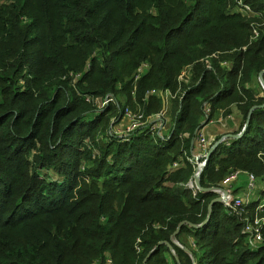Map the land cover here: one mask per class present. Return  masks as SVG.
Wrapping results in <instances>:
<instances>
[{"label":"trees","instance_id":"1","mask_svg":"<svg viewBox=\"0 0 264 264\" xmlns=\"http://www.w3.org/2000/svg\"><path fill=\"white\" fill-rule=\"evenodd\" d=\"M245 1L251 14L236 0H0V264H264L247 214L188 185L207 108L229 103L250 122L201 187L264 169V88L246 85L264 73V29L253 41L247 20H264V0ZM179 88L169 134H113L130 102L148 119L164 109L152 91ZM120 92L124 106L98 108Z\"/></svg>","mask_w":264,"mask_h":264},{"label":"rangeland","instance_id":"2","mask_svg":"<svg viewBox=\"0 0 264 264\" xmlns=\"http://www.w3.org/2000/svg\"><path fill=\"white\" fill-rule=\"evenodd\" d=\"M247 20L251 23L252 26H254V30L252 29L253 41H257V38L259 36L258 29H264V20H262L261 17H257L255 15L247 16ZM235 54V51L230 52H224L220 53L219 56L223 60L224 67L231 66V62H233ZM147 67V65H145ZM193 69L192 65H187L182 69L181 74L177 77V80L181 83L190 84L192 80V76L188 75L189 70ZM231 70V69H230ZM180 84V87L182 86ZM248 87L255 88V86H258L260 88H263V84L261 82L260 76L258 78H255V80L252 83L246 84ZM181 92V88H179L177 91L172 92L171 90H167L164 93V96H162L161 92L159 91H152L153 94H158L162 97L163 103L165 105V109H163L160 112L152 113L151 116H149L148 119L142 120V115L144 114V110L139 105H135L134 102H130V104L127 106L128 108L125 109V112L128 110V114H132L133 116H137L140 121H143L145 123L142 124V129H146L149 126V123H153L155 125V128L160 127L162 129V134L166 135L169 134V131L172 126L171 121V107H172V101L174 97ZM132 97L135 98V95ZM96 101L99 102L98 108L105 110L106 107L113 102L120 101L122 106H124L126 103L129 102V98L127 93L120 92L116 96H111L110 98L102 99L99 98ZM214 112V111H213ZM211 111V108H208L207 110V118L209 119L210 113H213ZM141 118H140V116ZM133 117L131 120L127 116H123L122 122L118 125L111 126V130L114 135H125L128 133H125L127 130L128 125L130 122H133ZM207 121V119H206ZM250 122L248 120L247 122L243 123V115L241 111L238 109V103H229L223 108L217 109L213 113V117L211 121L208 124H204V128L201 130L202 137L204 138L203 141H198V152L196 156L200 157V159L194 160L193 162L196 164V171L194 176L189 182V187L192 189H199L196 182V177L199 175L200 170L204 165L206 166L209 158L208 154L210 152H214L219 146L221 145H230L231 141L229 139L231 138L229 135H238L240 134L247 123ZM207 123V122H206ZM147 125V126H146ZM146 126V127H145ZM138 128V129H141ZM153 127H151L152 129ZM136 129V130H138ZM148 130V129H147ZM135 131V130H134ZM201 150H205L204 153L200 154ZM211 153V154H212ZM235 176V178L229 179ZM254 178L255 180V188L253 191H250L249 189V181L251 178ZM214 193H217L218 197H222V202L226 203V200L233 199L234 201L240 200L244 205H248L249 209H253L251 211V214L253 215V220L249 221V216L251 215L247 211L246 208H240V213H246L244 214L243 219L249 223H251L250 227H246V232L248 233V241L250 242L251 246L258 247L261 245V242L264 240V231L261 221L264 219V207H261L260 205L264 201V169H255V170H244V169H235L232 173L226 175L224 179L219 180L218 186L213 187ZM224 191L228 192V197L224 195ZM251 197V201L249 199ZM225 205V204H224ZM226 206V205H225ZM227 207V206H226ZM262 230V239H257V232ZM179 245L183 247H193L195 246V238L190 237L186 234L181 235L179 240L177 241ZM112 264V262H111Z\"/></svg>","mask_w":264,"mask_h":264},{"label":"built area","instance_id":"3","mask_svg":"<svg viewBox=\"0 0 264 264\" xmlns=\"http://www.w3.org/2000/svg\"><path fill=\"white\" fill-rule=\"evenodd\" d=\"M236 11H240V12H242L243 14H251L252 13V8H251V6L250 5H248L247 4V2L245 1V0H236V5H235V8H234ZM140 71H142V69H140ZM207 110H208V108H207ZM129 112H128V110L125 112V116H127L128 118H129V120H131V118L133 117V119H134V121L133 122H130V124L128 125V127H127V130H126V132L125 133H131L132 131H134V130H136V129H138V128H141L142 127V124L143 123H145V122H143V121H140L139 119H138V117L136 116H133L131 113L130 114H128ZM140 116V115H139ZM140 118H141V116H140ZM142 120H143V115H142ZM155 128V127H154ZM128 134H125L124 136H127ZM202 132L200 133V135H199V138H198V140H199V142L200 141H205L204 140V138L202 137ZM205 152V150H201V152H200V154H202V153H204ZM197 154V153H196ZM196 154H193L192 156H190L189 157V160L196 166V164L193 162L194 160H197V156H196ZM194 159V160H193ZM179 166V164L178 163H175L174 164V167H178ZM233 178H235V176H232L230 179H229V181L231 180V179H233ZM255 180H254V178L252 177L251 179H250V181H249V189H250V191H253L254 190V188H255ZM224 195H225V193H224ZM249 199H250V201H251V197H249ZM224 204L228 207V208H232V209H235V208H246V207H248V205H244L240 200H238V201H234L233 199H231V200H226V203L224 202ZM261 207H264V201L262 202V204L260 205ZM246 209H248V208H246ZM261 223H262V225H263V223H264V219L261 221ZM250 225H251V223H249L246 227H250ZM246 230H247V228H246ZM256 236H257V239H262V230L259 232H257V234H255ZM111 262H112V260H108V263L107 264H111ZM113 264V263H112Z\"/></svg>","mask_w":264,"mask_h":264},{"label":"water","instance_id":"4","mask_svg":"<svg viewBox=\"0 0 264 264\" xmlns=\"http://www.w3.org/2000/svg\"><path fill=\"white\" fill-rule=\"evenodd\" d=\"M263 75H264V73H261V74H260V79H261V82H262V84H263V88H264ZM162 96H164L163 93H162ZM262 107H264V105H263ZM164 109H165V105H164ZM251 114H252V112H251ZM251 114H250V116H251ZM207 120H208V119H207ZM249 120H250V119H249ZM206 122H207V121H205L204 124H205ZM248 125H249V122L247 123V125L245 126V128L243 129V131H242L240 134H238V135H229V136H230L231 138H233V139H237V138L242 137V136L244 135V133L246 132ZM211 153H212V152H210V153L208 154V158L210 157ZM197 159H200V157L197 156ZM203 167H205V165H204ZM203 169H204V168H202V169L200 170L199 175L196 177L197 186H198V188H199L200 190H202V191H212V192H214L213 188L205 189V188H202V187H201V184H200V176H201V174H202ZM224 193H225V195L228 197V192H227V191H224ZM216 201H222V197H217V198L211 203V206H212V204H213L214 202H216ZM211 206H210V207H211ZM209 220H210V218H208V219H207L205 222H203L202 224H199V225H192V224H191V226H192V227H195V228H200V227H203L204 225H206L207 222H208ZM183 225H184V223H182V224L180 225V227H179V228L177 229V231L175 232V235H176L178 232H180V230H181V228H182ZM169 246H170V245H169Z\"/></svg>","mask_w":264,"mask_h":264}]
</instances>
